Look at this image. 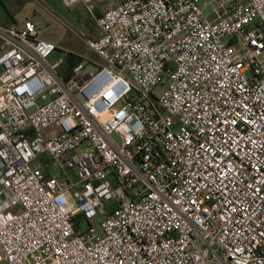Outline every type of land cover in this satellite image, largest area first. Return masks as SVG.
Instances as JSON below:
<instances>
[{
	"label": "built area",
	"instance_id": "obj_1",
	"mask_svg": "<svg viewBox=\"0 0 264 264\" xmlns=\"http://www.w3.org/2000/svg\"><path fill=\"white\" fill-rule=\"evenodd\" d=\"M61 2L101 33L68 78L0 23V264H264V0Z\"/></svg>",
	"mask_w": 264,
	"mask_h": 264
},
{
	"label": "rangeland",
	"instance_id": "obj_2",
	"mask_svg": "<svg viewBox=\"0 0 264 264\" xmlns=\"http://www.w3.org/2000/svg\"><path fill=\"white\" fill-rule=\"evenodd\" d=\"M18 0H0V23L10 26L13 25L10 19V14L19 18L15 7L18 6ZM55 12L58 13L60 18L55 17L49 10L41 9L39 16L36 18L32 17L41 30L40 38L51 39L55 42H59L61 46L70 48L77 43L78 46L85 48L84 40L89 38L91 35L97 32V24L94 15L88 10V7L83 4L77 5L75 8H67L61 2V0L53 1ZM99 4L100 9H107L113 6V0H104ZM81 43V44H80ZM66 51L62 49L56 50V52L50 57L51 63H56L60 59L65 58ZM65 61V60H64ZM94 68V67H92ZM165 86H159L155 90L157 96H161ZM50 158V156H47ZM48 160V159H47ZM51 175L58 177L60 180L70 177L73 181H78V176L76 175L74 169H69L67 171H62L61 166L58 162L52 164L49 168ZM91 224L96 229L99 235L102 234L100 226L97 219H93ZM4 264V263H2Z\"/></svg>",
	"mask_w": 264,
	"mask_h": 264
},
{
	"label": "crops",
	"instance_id": "obj_3",
	"mask_svg": "<svg viewBox=\"0 0 264 264\" xmlns=\"http://www.w3.org/2000/svg\"><path fill=\"white\" fill-rule=\"evenodd\" d=\"M53 1L54 0H18V2H17L18 6H17V8L15 7V10H16L19 18H15V16L10 14V16H11L10 19L13 22V26H16L18 28H22L26 21H32L35 23V21L32 17L36 18L37 16H39V12L41 11V9L49 10L50 13H52L55 17L60 18L58 16V13L55 12V10H54L55 7L53 4ZM98 1L102 2L104 0H96L97 3H98ZM122 1L123 0H113V6L112 7L118 5ZM77 5L83 6V3H78ZM77 5H75L74 8ZM108 9L109 8L100 9L99 4H96V15L97 16L102 15ZM95 20H96V18H95ZM96 24H97V22H96ZM40 32H41V30H40ZM100 35H101V33H100L99 27L97 25V32L94 33L93 35H91L89 38L84 40L85 41L84 42L85 48H83V43H82V46H78L76 43L73 46H71L70 48H66L64 46L59 45L60 44L59 42H55L51 39H46V40L53 43L55 46H57L58 49H62L64 51H66V53H68V54H74L77 57L84 59V62L88 63L90 66H93V65L98 64L101 60H100L99 56L87 46L86 40H97L100 37ZM67 56L68 55H65L66 58H67ZM1 175H2V170L0 167V178H1Z\"/></svg>",
	"mask_w": 264,
	"mask_h": 264
},
{
	"label": "trees",
	"instance_id": "obj_4",
	"mask_svg": "<svg viewBox=\"0 0 264 264\" xmlns=\"http://www.w3.org/2000/svg\"><path fill=\"white\" fill-rule=\"evenodd\" d=\"M101 16V15H99ZM84 62V59L77 57L74 54H69L66 59V64L64 66V75L68 78L71 76L73 68L75 65Z\"/></svg>",
	"mask_w": 264,
	"mask_h": 264
}]
</instances>
